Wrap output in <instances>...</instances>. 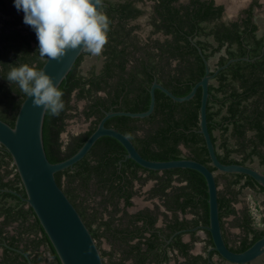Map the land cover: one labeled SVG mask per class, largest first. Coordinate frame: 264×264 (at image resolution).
<instances>
[{"label": "trees", "instance_id": "trees-1", "mask_svg": "<svg viewBox=\"0 0 264 264\" xmlns=\"http://www.w3.org/2000/svg\"><path fill=\"white\" fill-rule=\"evenodd\" d=\"M144 1L103 0L102 10L110 20L108 43L102 51L103 64L83 74L81 65L85 55L90 54L84 51L60 84L65 108L59 116L46 112L43 126L44 147L49 160L57 163L73 156L97 129L107 112L148 110L150 89L155 80L178 96L189 94L206 73L205 58L210 63L214 56L223 51L216 67L227 64L232 58L239 60L220 70L214 78L216 82L210 83L208 126L217 155L226 164L250 166V163L258 161L264 167V36L257 35L258 25L251 23L250 19L243 24L238 21L229 25L221 22L223 7H215L214 0H190L180 6L174 4L179 0H147L154 1L151 12L137 5ZM147 13L154 28L151 33L163 32L165 39L152 38L151 34L144 40L135 32L139 26L131 25L132 21ZM38 48L36 33L24 23L23 11L16 9L14 0H0V118L11 126L15 125L19 109L27 96L20 92L18 86L9 83L7 73L11 67L25 63L29 66L34 64L41 70L45 60L39 58ZM245 57L248 59H240ZM216 67L212 68L210 63L212 73ZM73 93L78 101H87L84 116L95 119L89 130L69 134V140L65 143L62 133L66 131L67 119L81 114L78 107L72 104ZM201 99V87L193 98L183 102L175 101L156 89L155 110L150 116L134 118L117 115L108 119L106 126L128 135L147 159L166 161L191 158L217 172L211 164L205 138L199 131ZM3 166L5 169L1 172ZM15 169L12 155L0 144V216H5L9 224L21 222L19 236L10 235L7 240L11 246L18 245L21 236L39 230L42 236L27 240L24 251L35 253L33 264H42L46 258L40 248L45 246L52 256L47 264H62L32 207H23L21 197L12 191L26 196L20 175L16 173L15 178L5 180ZM221 177L224 182H221ZM136 179L143 182L157 180L153 193L161 195L170 209L176 212L190 210L196 215L193 220L180 221L175 214L174 222L169 225L172 231L169 236L182 227L209 225L208 185L202 173L191 168L162 171L144 168L127 158V150L114 137L102 136L83 159L56 173L58 184L95 238L108 233L114 240L127 244L129 249H124V260L134 255L138 263L145 264L151 256L157 264H163L168 256L164 251L156 250L159 246L156 232L147 240L148 249L142 250L144 227L137 221L130 220L124 226L122 222L115 225L114 217L103 219L109 201L116 204L115 199L119 197H126L129 201ZM216 180L218 186L223 184V188L219 189V209L227 244L229 238L225 222L228 217L234 216L232 223L241 229V233L230 248L236 252L245 251L264 236V209L261 217L263 225L259 227L250 209H239L236 204L241 201L240 195L244 189L264 192V186L252 176L236 172L216 174ZM92 185H96L97 194L104 196L99 202L104 207L103 211L97 207L89 211L90 205L85 203ZM139 216V219L143 217ZM146 217V224L153 228L156 218L150 213ZM94 224L97 227L93 228ZM101 226L105 227V232L101 231ZM2 232L0 227L1 239ZM206 232L207 247L213 246L211 233ZM135 238H140L139 242L130 243ZM171 247H178L187 257L185 264H213L211 257L218 253L212 250L208 257L191 256V246L183 243L180 235L176 236ZM0 264L29 263L19 251L7 247Z\"/></svg>", "mask_w": 264, "mask_h": 264}, {"label": "water", "instance_id": "water-1", "mask_svg": "<svg viewBox=\"0 0 264 264\" xmlns=\"http://www.w3.org/2000/svg\"><path fill=\"white\" fill-rule=\"evenodd\" d=\"M83 53L82 46L75 50H69L59 61L50 60L49 63L45 62L41 70L50 75L56 86L59 87ZM237 60L239 58L230 59L227 64L212 73L210 63L205 58V75L185 96L174 94L155 80L150 89L151 102L148 110L143 112H107L101 119L97 129L82 147L70 158L57 163L49 160L44 147L43 126L46 112L43 107H33L32 98L26 97L23 101L14 126L0 118V144L12 155L26 191L25 199L36 213L62 264H104L101 251L90 229L56 180L57 172L72 167L83 159L102 136H111L120 141L127 150V158L133 159L144 168L159 171L172 168H191L202 173L206 178L209 193L210 223L205 227L211 233L214 249L224 259L234 264H247L264 255V236L242 252L232 250L227 244L220 219L219 186L216 180V172L212 171L208 165L191 158L166 161L147 159L139 152L128 135L114 127L106 126L107 120L117 115H127L134 118L150 116L155 110L156 89L162 90L175 101L183 102L193 98L199 87H201L199 131L205 138L211 164L220 172L250 175L264 186V170L260 171L252 166L239 163L226 164L219 159L208 126V101L211 80L220 70Z\"/></svg>", "mask_w": 264, "mask_h": 264}, {"label": "flooded vegetation", "instance_id": "flooded-vegetation-1", "mask_svg": "<svg viewBox=\"0 0 264 264\" xmlns=\"http://www.w3.org/2000/svg\"><path fill=\"white\" fill-rule=\"evenodd\" d=\"M189 2L190 0H179L178 2L174 4L177 6H180V4L182 3H189ZM137 5L140 8H144V9H146V7L149 6L150 12H151L154 6V1L146 0L144 2H138ZM214 6L223 7L222 16L220 18L221 22H225V24L229 25L232 22L238 21L241 24H243L245 23L244 21L246 19H250L251 23L258 25L257 35L264 36V30L263 31L261 30L258 22L255 19L256 14L258 12L264 13V0H214ZM229 13H231L232 16L229 18H226V15H228ZM146 15H150V14L147 13ZM146 15L141 16L137 19H134L131 23V25L139 26V28L136 29L135 32L138 33L141 37H143L144 40H147V38L151 36L152 34L151 32L154 29L153 25L150 24V22L148 21V25L150 26L151 29L149 33L142 34L141 30L143 26L139 22V20L145 17ZM165 37L166 35L163 32L152 34V38H160L163 40L165 39ZM209 38L211 40L213 39V37H209ZM221 53H223V51L220 52V54ZM218 58L216 60V64L219 60ZM218 68L219 67H216V69ZM214 78L212 80H214ZM80 101L84 102L83 109L79 108L78 102ZM80 101L77 100L75 93H73L72 104L78 107L79 111L81 112V114L79 115L81 116L80 118H83L87 123L86 128L80 132H85L90 129L92 125V121L95 119V117L87 118L84 116L83 110L85 106L87 105V101L86 100H80ZM62 140H64L65 143L69 140V119H67L66 131L62 133ZM4 169H5V166L1 168L2 170L1 172H4ZM16 173H18L17 167L13 171V173L10 174L8 178H5V180H8L9 178H15ZM141 174L142 172L140 171L139 175ZM156 181L157 180L155 179H149L146 182H143V180H137V179L134 180L133 186H132L133 194L130 196L129 201L127 200L126 197H119L118 199H115V203L117 202L116 204H114L113 201H109L107 205V208H108L107 210L110 213H108V211H105L103 214V219L110 220L112 217H114L115 225H119L122 222V225L124 226H126L130 220L137 221V224H139L141 227L142 226L144 227V232H143L144 237L142 238L143 241L141 242L142 250L148 249L147 240L152 236L153 233L156 232L159 237V246L156 248V250H158L159 252L164 251V253H166L168 256L167 260L163 261V264H185L187 263L188 259L184 254H182L180 249L178 247H171V244L173 243L176 236L178 235L181 236V241L183 243H188L191 246L189 249V253L191 256L203 255L205 257H208L209 252H211L212 250H215L214 245L207 247L208 234L206 232L207 229L205 226H208V225L198 224L195 226H188L187 228L182 227L181 229H178L176 232H173L171 236H169V234L172 232L171 229L169 228V225L174 222L173 219L175 217V214L178 215V218L180 221L193 220L196 217V215L190 210H188L187 212L178 210L176 212L175 210L170 209L168 205L166 204L165 199L162 198L161 195H155L153 193V189H154ZM221 188H223L222 183L221 185H219V189ZM3 190H6V189H3ZM89 190H90V193L88 194L86 201H85V203L90 205L89 211H93L92 210L93 207L95 208L97 207L99 210L103 211L104 207L100 206L99 202L103 199L104 196L102 194H97L96 185H92V187ZM12 191L21 197L22 202H24L23 207L25 208L31 207L30 204L25 199L26 196H24L21 193H18L17 191H14V190ZM104 193L106 194V192ZM240 202H238L236 206L239 209H243L244 207H239ZM148 213L152 214L156 218L153 228L149 227V225L146 224V218H147L146 214ZM139 215H142L143 217L139 219L138 218L140 217ZM33 220L34 218L32 217V221ZM233 220H234V216H230L226 219V222H225L226 233L229 238V247L233 246L236 243L235 239L237 238V235L241 233V229L233 225L232 223ZM84 222L86 223L85 220ZM0 227H2V230H3L2 239L0 238V261L5 255L6 248L8 247L16 251H19L23 256H25L26 259H28L29 264H33L32 259L34 258L35 253H33L31 250H28V252L24 251L25 242H27V240L29 239L41 237L42 236L41 231L38 230L37 232H34V233L29 232L21 236V238L18 241L19 243L18 245L15 244L14 246H11L7 238L10 235L19 236L18 232H19V229H21V222L14 221L10 224L6 223V217L1 215L0 216ZM95 227H97V224L93 225V228ZM145 227L147 228L145 229ZM104 228H105L104 226H101V231L105 232ZM223 234H224V231H223ZM195 237H198V239H195ZM95 240L101 251L104 264H140L135 260L134 255H131L129 258H126L124 260V255H125L124 249L125 248L129 249V246L125 244L124 242H121L120 240H117V241L114 240L113 237L110 236L108 233L100 237H96ZM139 240L140 238H135V239L130 240V243L136 244L137 242H139ZM161 241L162 243H160ZM40 250L43 252L44 258H46V260L42 261V264H47L48 261L52 260L51 253L45 248V246H41ZM18 260H22V258H19ZM210 261L213 264L231 263L227 261L226 259L224 260V258L218 253H215L211 257ZM145 264H157V261H155L150 256L148 259H146Z\"/></svg>", "mask_w": 264, "mask_h": 264}, {"label": "clouds", "instance_id": "clouds-1", "mask_svg": "<svg viewBox=\"0 0 264 264\" xmlns=\"http://www.w3.org/2000/svg\"><path fill=\"white\" fill-rule=\"evenodd\" d=\"M24 13V23L31 26L39 41V58L49 63L61 60L69 50L82 46L93 56L100 55L108 43L110 20L103 0H14ZM47 58V59H45ZM6 79L32 98L33 107H43L52 116L65 108L63 92L53 78L34 64L11 67Z\"/></svg>", "mask_w": 264, "mask_h": 264}, {"label": "rangeland", "instance_id": "rangeland-1", "mask_svg": "<svg viewBox=\"0 0 264 264\" xmlns=\"http://www.w3.org/2000/svg\"><path fill=\"white\" fill-rule=\"evenodd\" d=\"M147 11H150V7H146ZM231 13L226 15V18L231 17ZM256 21L258 22L261 30H264V13L258 12L256 14ZM148 15L141 18L139 22L142 24V34H147L150 31V26L148 25ZM220 53H218L216 56H214L211 59V66L212 68L216 67V60L219 57ZM103 64V56L102 53L100 55L93 56L91 54H86L84 57V61L81 65V70L83 74H87L92 67L100 68ZM216 81L212 80L211 83H215ZM79 108L83 109L84 102L80 101L78 102ZM81 116H77L73 119L69 120V134H75L79 133L80 131L84 130L87 126L86 121L83 118H80ZM186 152V149L183 148ZM250 166L263 171L264 167L258 163V161H255L253 163H250ZM221 173L220 171H217L216 174ZM221 182H223V179L221 177ZM240 204L239 207H248L250 209V212L252 213L255 224L259 227H262V210L264 209V192H256L255 190H252L250 188L244 189L242 194L240 195ZM249 264H264V255L260 256L259 258L253 260Z\"/></svg>", "mask_w": 264, "mask_h": 264}]
</instances>
